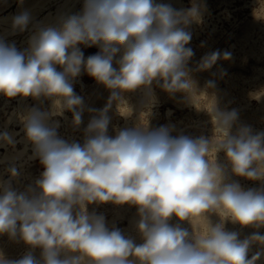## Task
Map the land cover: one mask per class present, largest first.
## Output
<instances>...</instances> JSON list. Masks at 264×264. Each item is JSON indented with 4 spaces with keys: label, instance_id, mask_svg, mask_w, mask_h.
Wrapping results in <instances>:
<instances>
[{
    "label": "clouds",
    "instance_id": "9594fccd",
    "mask_svg": "<svg viewBox=\"0 0 264 264\" xmlns=\"http://www.w3.org/2000/svg\"><path fill=\"white\" fill-rule=\"evenodd\" d=\"M206 11L204 0H191L186 9L156 0H84L79 13L61 16L56 26L34 25L23 51L0 38V96L36 102L6 122H19L25 148L0 160L8 164V179H0V236L27 251L15 259L0 251V264L261 261L264 131L239 124L238 110L221 108L210 92L227 75L220 62L231 61L232 52L216 49L189 66L195 56L190 28L203 23ZM31 22L27 10L14 15L11 34L25 32ZM81 45L99 51L85 58ZM194 72L210 73L204 89ZM82 74L109 91L103 108L89 107L76 93L74 84ZM153 85L170 97L183 94L189 102L193 89L213 95L214 108L204 110L211 137L173 136V126L150 130L147 121L109 136L113 105L136 90L153 104ZM45 101L50 102L47 109L41 107ZM86 111L90 118L83 144L62 138L56 118L67 120L65 113H71V125L79 130ZM19 135L6 126L0 130V147L15 149ZM28 146V159L38 160L43 171L34 185L18 191L13 181L21 176L17 164ZM233 177L261 186L245 190ZM106 203L136 208L140 243L119 228L109 229L102 214L88 211L89 205ZM173 218L177 223H170ZM193 218L206 222L199 234ZM227 223L253 231L241 238L240 232L227 230Z\"/></svg>",
    "mask_w": 264,
    "mask_h": 264
},
{
    "label": "rangeland",
    "instance_id": "374dc122",
    "mask_svg": "<svg viewBox=\"0 0 264 264\" xmlns=\"http://www.w3.org/2000/svg\"><path fill=\"white\" fill-rule=\"evenodd\" d=\"M22 1L32 2V0ZM62 1L64 0H52L45 5L44 9H37L36 19L41 20L48 11L55 13L59 2ZM83 2L84 0L76 1L77 9L74 14L82 10ZM156 2H167L175 9H186L191 6V0H156ZM204 2L207 11L203 17V23L193 24L190 28L192 40L189 46L193 48L195 56L189 66L194 68L203 55L216 49L232 52L231 61L220 62L227 70V75L223 79H217L216 89L210 90V92L215 93L221 108L238 110L239 124L249 125L254 131H264V0H204ZM20 4L21 0H0V16L16 12ZM0 32L4 31L0 28ZM33 32L26 30L23 33L17 32L0 38L5 39L7 43H14L18 50L23 51L28 47V41ZM202 43L203 47H201ZM81 50L85 58L99 51L97 47L89 48L82 45ZM215 70L214 67L212 71ZM193 78L197 81L198 87L204 89L205 82L212 77L209 72H194ZM74 88L77 94L84 97L85 103L89 107L103 108L108 100L109 91L97 84L87 74H82L77 79ZM153 92L155 96L153 104L149 103L148 97L142 90L126 93L118 107L114 104L109 112L111 117L109 136L114 137L119 129L132 128L142 121H147L150 130L162 125L173 126L175 129L172 132L173 136L183 134L190 137L201 135L211 137L212 124L206 111L211 112L215 106L216 101L213 95L193 89L191 102H189L184 99L183 94L178 93L175 97H170L155 85H153ZM34 104L36 102L31 98L25 99L21 103L20 98L8 100L0 96V130L8 126V129L18 131L20 135L16 138L19 141L23 137L21 125L16 120L10 126L6 125L8 117L13 112L22 111ZM49 106L50 102L48 101L41 105L44 109ZM65 115L68 117L67 120L61 117L56 118L60 121L59 135L70 142L76 141L83 144V129L89 121L90 114L87 111L84 113L83 124L79 130H74L71 125V113H65ZM16 146L22 148L23 143H17ZM9 149L11 152L14 150L0 147V159ZM219 160L221 163L224 162L223 153H220ZM18 163L20 162L18 161ZM7 166V163L0 164V179L1 174L3 179H8L5 172ZM24 167H19L21 176L13 181V187L18 191H23L27 186L34 185L43 171L38 160H29ZM233 179L238 180L245 190L257 189L261 186L257 181L238 177H233ZM88 211L102 214L109 229L119 228L126 236L133 238L136 243L141 242L135 231V222L138 219L135 207L127 204H93L89 205ZM211 219L215 223L218 217L213 215ZM170 223L175 224L177 221L173 218ZM182 226L191 231V226L187 223ZM206 226L203 218H193L192 228L197 234L204 231ZM226 228L229 231L240 232L241 238L250 235L253 231L251 228L241 229L239 225L232 223H227ZM259 231L264 234V229ZM0 251H3L8 258L15 259L22 256L27 249L22 243L13 242L5 235L0 236ZM254 251H256L255 247ZM36 254L39 255L38 250Z\"/></svg>",
    "mask_w": 264,
    "mask_h": 264
},
{
    "label": "bare ground",
    "instance_id": "6f19581e",
    "mask_svg": "<svg viewBox=\"0 0 264 264\" xmlns=\"http://www.w3.org/2000/svg\"><path fill=\"white\" fill-rule=\"evenodd\" d=\"M50 1H52V0H34V1L32 0V2H29V3H25L22 1V3L18 6L16 12L9 13V14L4 15V16H0V28L2 29V31H4V32H0V37L11 35V19H12V17L14 15L22 12V11H25V10H27L31 14V17H32V22L29 24V28H28L29 31H35V29L33 27L34 25L56 26L58 24V21H59L61 16L71 15V14H74L76 12L77 7H76L75 3L78 0H64L62 2H59L58 8H57L55 13L54 12L52 13V11H48L47 13H45V15L43 16V18L41 20H37L36 19V12L38 11L37 9H44L45 5ZM18 101H20V100H18ZM22 101H24V100H21V103H22ZM10 131L18 132L16 130H10ZM17 141H18V139H17ZM17 143H23V147L21 146L22 148H20V147L16 146V148L12 152L9 149L7 151V153L0 160H3L6 156L10 157V156L14 155L15 152L21 151L25 148V144L23 142V137H21V139ZM30 155H31V146H28L27 152L21 158V160L19 161L20 163H18L17 166L24 167V165L27 164V162L29 161L28 156H30ZM1 179H3L2 174H1ZM263 260H264V257H262L261 261H259L258 264H264Z\"/></svg>",
    "mask_w": 264,
    "mask_h": 264
}]
</instances>
